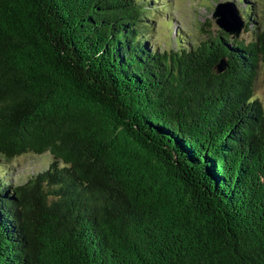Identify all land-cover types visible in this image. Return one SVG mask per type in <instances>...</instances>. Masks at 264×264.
<instances>
[{"label": "trees", "instance_id": "16d2710c", "mask_svg": "<svg viewBox=\"0 0 264 264\" xmlns=\"http://www.w3.org/2000/svg\"><path fill=\"white\" fill-rule=\"evenodd\" d=\"M261 1L165 51L145 0H0V156L50 158L0 177V264H264Z\"/></svg>", "mask_w": 264, "mask_h": 264}, {"label": "rangeland", "instance_id": "374dc122", "mask_svg": "<svg viewBox=\"0 0 264 264\" xmlns=\"http://www.w3.org/2000/svg\"><path fill=\"white\" fill-rule=\"evenodd\" d=\"M142 1L144 0H140ZM222 1H233L243 21L245 17L242 8L251 2L255 20L262 24L261 0H145L142 9L152 20L148 21L150 45L157 50L170 51L175 50L176 46L196 45L207 36L221 31L213 23L210 14L213 6ZM176 33H179V36L176 37ZM236 38L246 41L249 33L244 32L242 28ZM252 93L253 98L264 107V68L260 64L257 66ZM49 159L46 152L40 155L22 154L9 160L0 156V177H4L3 180L11 185H16L42 170Z\"/></svg>", "mask_w": 264, "mask_h": 264}, {"label": "water", "instance_id": "95a60500", "mask_svg": "<svg viewBox=\"0 0 264 264\" xmlns=\"http://www.w3.org/2000/svg\"><path fill=\"white\" fill-rule=\"evenodd\" d=\"M210 17L215 26L230 38H235L244 26L243 20L239 17L236 7L231 1L216 3ZM224 67V60L219 59L213 66V71L218 74L223 71Z\"/></svg>", "mask_w": 264, "mask_h": 264}]
</instances>
